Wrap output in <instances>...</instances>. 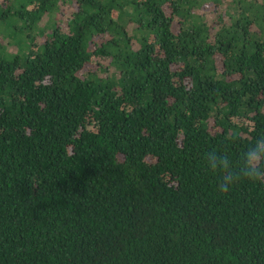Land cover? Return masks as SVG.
Here are the masks:
<instances>
[{"label": "trees", "instance_id": "1", "mask_svg": "<svg viewBox=\"0 0 264 264\" xmlns=\"http://www.w3.org/2000/svg\"><path fill=\"white\" fill-rule=\"evenodd\" d=\"M2 22L0 264H264V180L211 170L264 137V0H0Z\"/></svg>", "mask_w": 264, "mask_h": 264}, {"label": "clouds", "instance_id": "2", "mask_svg": "<svg viewBox=\"0 0 264 264\" xmlns=\"http://www.w3.org/2000/svg\"><path fill=\"white\" fill-rule=\"evenodd\" d=\"M262 139L264 137L257 139L254 146L249 147L242 154V163L239 168H230L228 158L216 153L220 163L213 164L211 170L223 173L219 185L221 191L227 192L230 186L242 177L251 180H264V147L261 146ZM211 154L209 153V155Z\"/></svg>", "mask_w": 264, "mask_h": 264}, {"label": "rangeland", "instance_id": "3", "mask_svg": "<svg viewBox=\"0 0 264 264\" xmlns=\"http://www.w3.org/2000/svg\"><path fill=\"white\" fill-rule=\"evenodd\" d=\"M12 32L11 29H7L6 24L5 23H0V38L5 39V41H3L2 45L0 46V55L5 54L6 50L11 47V44L13 43H17L16 39L18 38V34L17 35H10Z\"/></svg>", "mask_w": 264, "mask_h": 264}]
</instances>
